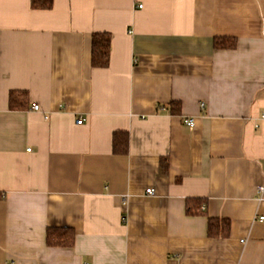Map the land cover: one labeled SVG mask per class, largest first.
<instances>
[{
    "label": "crops",
    "instance_id": "0c3cea01",
    "mask_svg": "<svg viewBox=\"0 0 264 264\" xmlns=\"http://www.w3.org/2000/svg\"><path fill=\"white\" fill-rule=\"evenodd\" d=\"M53 1L0 0V264H264V0Z\"/></svg>",
    "mask_w": 264,
    "mask_h": 264
},
{
    "label": "trees",
    "instance_id": "16d2710c",
    "mask_svg": "<svg viewBox=\"0 0 264 264\" xmlns=\"http://www.w3.org/2000/svg\"><path fill=\"white\" fill-rule=\"evenodd\" d=\"M53 0H30L32 10L49 11L52 9ZM236 45L234 39L218 38L214 40L215 49H233ZM110 37L108 34H94L91 40V66L95 69H104L109 63ZM18 96L25 97V93L11 92L9 94V106L16 105ZM128 134L115 132L112 136V151L116 155H126L128 152ZM164 161L161 160V163ZM202 201L190 199L187 201V214L202 215ZM230 224L227 220H207V236L211 238H227ZM74 232L70 229H48L46 232V245L55 248H69L73 245Z\"/></svg>",
    "mask_w": 264,
    "mask_h": 264
},
{
    "label": "built area",
    "instance_id": "2783aa9c",
    "mask_svg": "<svg viewBox=\"0 0 264 264\" xmlns=\"http://www.w3.org/2000/svg\"><path fill=\"white\" fill-rule=\"evenodd\" d=\"M139 8H141V6H139ZM201 108H203V105H201ZM32 110L35 111V112H38L39 111V107L37 105H34L32 107ZM44 120H47V118H44ZM184 122H185L184 124L187 127H189V128H192L194 126V120L193 119H186V121L184 120ZM81 124H82V119H78L76 121V125H81ZM258 192H264V187H259L258 188ZM146 193L149 194V195H153V191L152 190H147ZM202 209H204V208L202 207ZM259 220L262 221L264 219L260 218Z\"/></svg>",
    "mask_w": 264,
    "mask_h": 264
}]
</instances>
